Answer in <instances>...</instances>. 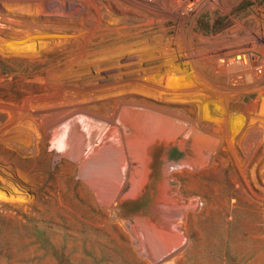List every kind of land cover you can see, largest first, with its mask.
I'll use <instances>...</instances> for the list:
<instances>
[{
  "label": "rangeland",
  "instance_id": "rangeland-1",
  "mask_svg": "<svg viewBox=\"0 0 264 264\" xmlns=\"http://www.w3.org/2000/svg\"><path fill=\"white\" fill-rule=\"evenodd\" d=\"M175 2L0 0V264H264V0Z\"/></svg>",
  "mask_w": 264,
  "mask_h": 264
},
{
  "label": "bare ground",
  "instance_id": "bare-ground-1",
  "mask_svg": "<svg viewBox=\"0 0 264 264\" xmlns=\"http://www.w3.org/2000/svg\"><path fill=\"white\" fill-rule=\"evenodd\" d=\"M2 1H8V0H2ZM38 1L39 3L41 2V5H43L45 2H51L53 0H36ZM59 1V5L60 7H58V11H57V15H60V16H66V17H73V16H76L78 13H84L85 15L87 14L88 15V18H87V21H89L90 25H89V29L87 31V37L89 39L93 38V36L95 35V33L100 29L101 27V23L103 21V17H104V14H105V11H104V6L105 4H109V2L111 1H114V4H115V1L116 2H125V4L128 6V10L130 9L131 12H136V11H139V10H151V8L153 7H156V8H159L161 7V4L163 3L164 0H57ZM175 2V0H174ZM177 3H179L182 8L184 7L185 10H193L195 8H197L200 3L202 2V0H177L176 1ZM175 2V3H176ZM3 3V2H2ZM109 6V5H107ZM43 7V6H42ZM124 7V6H123ZM177 7V6H176ZM178 8V7H177ZM176 8V9H177ZM180 8V7H179ZM49 10V9H48ZM152 11V10H151ZM150 11V12H151ZM55 12V11H54ZM130 12V13H131ZM185 12V11H184ZM156 13V12H155ZM182 13V12H181ZM187 13V12H186ZM52 14V13H51ZM90 15V16H89ZM158 15V14H157ZM156 17V16H155ZM153 18V16H152ZM137 18L134 17L132 19V21L129 23H126L127 25L129 26H137L135 23H137ZM158 21V20H156ZM140 22V21H139ZM138 22V23H139ZM148 23V22H147ZM156 23V22H155ZM145 24V23H144ZM149 24H150V21H149ZM139 25V24H138ZM143 25V24H141ZM146 25V24H145ZM152 25V24H151ZM112 29L111 28H108L106 29V31H111ZM241 50V49H240ZM239 49L237 51H240ZM231 52V51H230ZM242 52H244V50L242 49ZM239 53V52H238ZM233 54V52L231 53ZM242 54V53H241ZM238 58V57H237ZM245 59V58H244ZM239 61V60H238ZM233 62V61H232ZM239 65L240 62H239ZM257 66V65H256ZM236 67V66H235ZM238 68V67H237ZM145 70V69H143ZM146 71V70H145ZM138 75L139 77L134 79L135 81L137 82H146L148 81V79L145 78L144 75H142V73H138L136 74ZM131 81V80H130ZM223 96V95H222ZM148 107V106H147ZM150 109V108H149ZM128 112V111H127ZM100 122V121H99ZM97 123V122H96ZM105 123V122H104ZM89 126V125H88ZM91 126V125H90ZM105 125H102V126H99L97 124V126L95 125L94 127L96 129H103ZM106 127V126H105ZM132 128V127H131ZM89 129V128H88ZM94 129V128H93ZM98 130V132H99ZM107 131V130H106ZM101 132V131H100ZM99 132V133H100ZM97 133V132H96ZM109 133V132H108ZM112 134V133H111ZM99 135V134H98ZM110 136V135H109ZM97 137V136H96ZM95 137V138H96ZM128 137V136H127ZM88 138V137H87ZM86 138V139H87ZM129 138V137H128ZM119 140V139H118ZM91 141V140H90ZM112 145H118V141L116 139V137H112L111 139L108 138V140ZM105 141V142H107ZM123 144V143H122ZM130 144V143H129ZM128 144V145H129ZM130 146V145H129ZM132 146V145H131ZM137 146V145H136ZM139 147V145H138ZM137 147V148H138ZM141 148V147H140ZM130 151L129 154L130 155H133L134 153H137L139 154L140 156H142L143 158V149L141 150H137L136 152H132L133 149L132 148H129ZM110 151V150H109ZM123 151V150H122ZM119 154L123 155L121 153V151L119 152ZM116 155H118L116 153ZM136 157V156H134ZM94 158H98V156H95ZM102 161H100L99 164H91L89 163L91 160L87 161L85 164L88 166V170H90V172L88 173V179L89 180H102V178H108L111 180V184L113 186V190L116 188V186L120 185V183L122 182L123 179L126 178V175L130 169V163H131V160L129 158V156H126V159L124 160L123 158H109V159H102V157H99ZM139 158V157H138ZM141 159V158H140ZM93 161V160H92ZM137 161V160H136ZM95 163V162H93ZM85 167V166H84ZM98 180V181H99ZM106 181V180H105ZM97 181H95L96 183ZM109 182V181H108ZM114 182V183H112ZM124 182V181H123ZM92 184V182H91ZM99 184V182L97 183ZM108 184L109 183H105ZM107 189V188H105ZM112 189V188H111ZM112 190V191H113ZM104 192H106L104 190ZM108 192V191H107ZM160 230L159 228L157 229V234H160ZM165 257V256H164ZM168 257V255L166 256Z\"/></svg>",
  "mask_w": 264,
  "mask_h": 264
},
{
  "label": "trees",
  "instance_id": "trees-1",
  "mask_svg": "<svg viewBox=\"0 0 264 264\" xmlns=\"http://www.w3.org/2000/svg\"><path fill=\"white\" fill-rule=\"evenodd\" d=\"M2 74L5 75L8 72L4 71ZM4 206L8 207L7 205ZM16 234L17 232L12 231L7 223L4 222L0 225V257L11 258V254L14 251L12 241L15 240Z\"/></svg>",
  "mask_w": 264,
  "mask_h": 264
}]
</instances>
